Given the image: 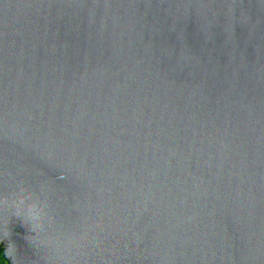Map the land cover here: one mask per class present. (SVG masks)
<instances>
[{"label": "water", "instance_id": "95a60500", "mask_svg": "<svg viewBox=\"0 0 264 264\" xmlns=\"http://www.w3.org/2000/svg\"><path fill=\"white\" fill-rule=\"evenodd\" d=\"M13 192L0 264H264V0H0Z\"/></svg>", "mask_w": 264, "mask_h": 264}, {"label": "clouds", "instance_id": "9594fccd", "mask_svg": "<svg viewBox=\"0 0 264 264\" xmlns=\"http://www.w3.org/2000/svg\"><path fill=\"white\" fill-rule=\"evenodd\" d=\"M0 207L11 208L12 215L21 219L23 224L29 227L30 232L39 233L43 230L44 213L38 210V205L35 203L26 204V199L23 195L15 192L4 195L0 198ZM29 240L33 243L35 237L31 236Z\"/></svg>", "mask_w": 264, "mask_h": 264}]
</instances>
